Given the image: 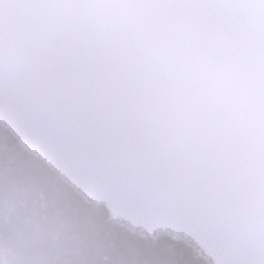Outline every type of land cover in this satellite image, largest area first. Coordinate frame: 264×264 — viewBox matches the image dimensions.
Returning <instances> with one entry per match:
<instances>
[{
	"label": "water",
	"instance_id": "water-1",
	"mask_svg": "<svg viewBox=\"0 0 264 264\" xmlns=\"http://www.w3.org/2000/svg\"><path fill=\"white\" fill-rule=\"evenodd\" d=\"M0 122L113 221L264 264V0H0Z\"/></svg>",
	"mask_w": 264,
	"mask_h": 264
},
{
	"label": "trees",
	"instance_id": "trees-1",
	"mask_svg": "<svg viewBox=\"0 0 264 264\" xmlns=\"http://www.w3.org/2000/svg\"><path fill=\"white\" fill-rule=\"evenodd\" d=\"M0 264L214 263L183 234L112 221L0 122Z\"/></svg>",
	"mask_w": 264,
	"mask_h": 264
},
{
	"label": "bare ground",
	"instance_id": "bare-ground-1",
	"mask_svg": "<svg viewBox=\"0 0 264 264\" xmlns=\"http://www.w3.org/2000/svg\"><path fill=\"white\" fill-rule=\"evenodd\" d=\"M4 173V172H3ZM7 181V180H6Z\"/></svg>",
	"mask_w": 264,
	"mask_h": 264
},
{
	"label": "rangeland",
	"instance_id": "rangeland-1",
	"mask_svg": "<svg viewBox=\"0 0 264 264\" xmlns=\"http://www.w3.org/2000/svg\"><path fill=\"white\" fill-rule=\"evenodd\" d=\"M165 231H167V230H165Z\"/></svg>",
	"mask_w": 264,
	"mask_h": 264
}]
</instances>
